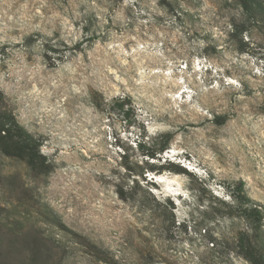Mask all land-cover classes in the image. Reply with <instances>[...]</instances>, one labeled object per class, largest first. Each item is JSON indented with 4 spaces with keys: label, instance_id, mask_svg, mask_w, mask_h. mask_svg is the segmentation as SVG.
<instances>
[{
    "label": "rangeland",
    "instance_id": "rangeland-1",
    "mask_svg": "<svg viewBox=\"0 0 264 264\" xmlns=\"http://www.w3.org/2000/svg\"><path fill=\"white\" fill-rule=\"evenodd\" d=\"M0 95V264H264V0H0Z\"/></svg>",
    "mask_w": 264,
    "mask_h": 264
},
{
    "label": "trees",
    "instance_id": "trees-1",
    "mask_svg": "<svg viewBox=\"0 0 264 264\" xmlns=\"http://www.w3.org/2000/svg\"><path fill=\"white\" fill-rule=\"evenodd\" d=\"M1 97V95H0ZM39 142L20 127L13 115L0 111V152L6 156L25 160L35 165L38 158ZM156 153H148L150 158ZM257 214L256 210L251 211Z\"/></svg>",
    "mask_w": 264,
    "mask_h": 264
},
{
    "label": "bare ground",
    "instance_id": "bare-ground-1",
    "mask_svg": "<svg viewBox=\"0 0 264 264\" xmlns=\"http://www.w3.org/2000/svg\"><path fill=\"white\" fill-rule=\"evenodd\" d=\"M158 177H159V176H158ZM161 177H162V176H161ZM155 180H156V179H155ZM157 180H158V181H162L161 179H157ZM168 180H169V179H168ZM165 182H166V181H165ZM165 182H164V183H165Z\"/></svg>",
    "mask_w": 264,
    "mask_h": 264
}]
</instances>
